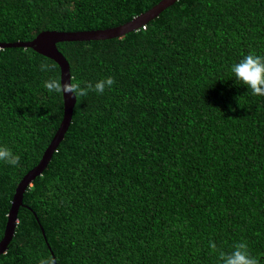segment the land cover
<instances>
[{
  "label": "trees",
  "instance_id": "obj_1",
  "mask_svg": "<svg viewBox=\"0 0 264 264\" xmlns=\"http://www.w3.org/2000/svg\"><path fill=\"white\" fill-rule=\"evenodd\" d=\"M159 1L0 0V42L117 26ZM144 25L57 44L77 90L113 84L77 95L0 264H219L240 242L264 264V97L229 71L264 55V0H177ZM60 77L33 48L0 47V148L18 157L0 161V241L63 119Z\"/></svg>",
  "mask_w": 264,
  "mask_h": 264
},
{
  "label": "water",
  "instance_id": "obj_2",
  "mask_svg": "<svg viewBox=\"0 0 264 264\" xmlns=\"http://www.w3.org/2000/svg\"><path fill=\"white\" fill-rule=\"evenodd\" d=\"M177 0H160L158 3L153 5L145 12L135 16L133 19L119 24L113 27L98 28V29H87V30H43L39 32L33 39L25 41H11V42H0V47H31L36 52L49 57L56 61L60 66L61 70V87L63 89V83L71 82L72 74L70 63L63 52L58 48V43L62 41H83V40H99L108 39L114 37H122L128 32L138 30L144 24L158 16L165 8L174 4ZM63 92V90H62ZM64 98V116L57 129L53 139L43 153L39 163L29 170L21 179L16 187L15 194L13 196L10 211L8 213V220L5 228V233L0 241V255L5 253L8 246L13 239L17 224H18V213L21 206L24 204V194L28 187L33 183L35 178L43 173L47 168L53 153L57 149L59 143L64 138L73 118L74 107L77 102V96H69L67 93H63ZM44 233V228L42 227ZM54 261L56 257L53 256Z\"/></svg>",
  "mask_w": 264,
  "mask_h": 264
},
{
  "label": "clouds",
  "instance_id": "obj_3",
  "mask_svg": "<svg viewBox=\"0 0 264 264\" xmlns=\"http://www.w3.org/2000/svg\"><path fill=\"white\" fill-rule=\"evenodd\" d=\"M42 71L46 70L44 66ZM229 71L232 80L236 85L246 86V90L253 96L264 97V55L255 52L244 54L237 61L230 65ZM113 79L111 77L97 80L94 84L89 83L86 88L77 90V85L71 82L63 83V93L69 96L85 95L88 90H94L97 93H103L106 87H111ZM50 92L56 90L55 82H45L44 85ZM236 97L237 103L241 105ZM233 107L232 105L229 106ZM0 161L10 165L18 163V157L9 149L0 148ZM219 264H257V259L248 251L247 245L243 242L237 243L231 251L221 252L218 257ZM51 264V261H47Z\"/></svg>",
  "mask_w": 264,
  "mask_h": 264
},
{
  "label": "built area",
  "instance_id": "obj_4",
  "mask_svg": "<svg viewBox=\"0 0 264 264\" xmlns=\"http://www.w3.org/2000/svg\"><path fill=\"white\" fill-rule=\"evenodd\" d=\"M143 26H145V25H143Z\"/></svg>",
  "mask_w": 264,
  "mask_h": 264
}]
</instances>
